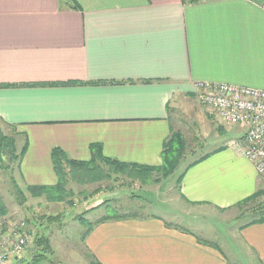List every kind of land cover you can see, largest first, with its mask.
<instances>
[{
    "label": "crops",
    "instance_id": "1",
    "mask_svg": "<svg viewBox=\"0 0 264 264\" xmlns=\"http://www.w3.org/2000/svg\"><path fill=\"white\" fill-rule=\"evenodd\" d=\"M75 1L80 8L65 6L69 0H0V120L34 144L14 177L24 187L56 183L53 147L89 160V145L98 143L105 157L158 169L164 143L197 109V80L264 89L261 0ZM227 143L195 145L196 156L180 159L167 177L154 171L150 182L178 213L230 209L264 183L240 145ZM24 208L6 212L24 215ZM128 212L81 231L77 248H62L66 264H264V219L213 236L178 217Z\"/></svg>",
    "mask_w": 264,
    "mask_h": 264
},
{
    "label": "rangeland",
    "instance_id": "2",
    "mask_svg": "<svg viewBox=\"0 0 264 264\" xmlns=\"http://www.w3.org/2000/svg\"><path fill=\"white\" fill-rule=\"evenodd\" d=\"M255 1L259 2L260 0ZM193 97L197 100L196 105L198 106L193 104V106H196L197 108L196 111L191 116L184 117L181 125L178 126V129L183 132L187 141L184 153L180 159L188 156L190 158L192 155L196 156L202 150L198 147L202 145L208 147L206 144L209 143L210 146H212L216 141L221 140L228 142V146L231 142L238 143L239 145L242 143L243 136L246 132V127L244 125L227 124L223 122L213 110L198 101L197 93L195 91ZM190 100L194 101L193 98ZM175 123H177V121L174 120V124ZM218 124L222 127L221 131L216 134ZM4 128L5 130L10 129H6V127ZM11 132L12 131H10V133ZM14 136L16 137V147L17 149H20L25 137L23 135H17V133L16 135L14 134ZM26 138L28 137L26 136ZM28 142L29 147L32 148L34 145L33 141L28 139ZM195 145L198 146L197 150L191 155L190 149L194 148ZM3 158L6 163L7 155H4ZM8 164L11 165V170L0 169V202L3 203L6 211L9 208H16V206H25L26 209L24 208V215H21V213L7 215L6 212L4 215L0 216V218H5L6 222H8L4 234L12 235L11 231L17 228L21 222L24 223L25 230H29L33 234L32 239L28 242L24 252L30 247L31 249L29 250V253L32 254L36 249H39L35 242V237L39 236V234L34 232V228L40 231V233L42 232L51 240L47 257L55 264H66L65 261L67 260L66 257H64L65 251H63V249L78 247V237L80 236L81 231L84 230V226L81 225L79 220L74 216L85 209H88L89 212L97 209H93V207L107 199V205H104L100 210L92 213V217L86 216V219L92 224L94 223V216L97 217L100 211L105 214L107 213L106 215H111L114 211L128 215V211L142 210L144 213L163 214L170 218L178 217L183 222L191 224L192 226L194 225L198 231L199 229H206L208 233H212L214 236L220 232H223L224 234V231L231 224L236 225L241 221L250 220L254 216H259L258 212H253V208L250 207L253 203L244 206L236 204L225 211L208 210L202 213L201 211H198L196 214L191 215L178 213L177 203L167 200L159 185L152 182V178L156 174L154 171L150 174H145L144 176H140L133 171H128V174H117L111 171L109 172L106 166L99 162H96L92 166L93 169L90 168L89 170L84 171V173L89 172V177H95L97 173H104L102 174L104 175L102 176L103 178H100L101 180L79 183L76 179H69L68 188L71 190V198L72 201H74V206H69L64 202L48 201L44 195L33 194L29 188L24 187V185H20L19 183L16 185L18 189L22 191V195L18 198L15 188L10 180L11 175H14L18 180L17 162H8ZM156 171L158 170L156 169ZM150 180L152 181L150 182ZM140 181L145 183V185L140 184ZM100 187L101 191L98 190ZM28 197L34 198V201L39 200V202H41L36 205H30ZM91 198H93V200ZM260 200H264V197H260ZM46 204L49 205L46 206ZM29 208L31 209V215L26 213L27 210L30 211ZM41 215H56V217L55 220L49 222L46 219H41ZM32 227L33 230H31ZM22 255L15 257L16 262L20 260ZM25 255L27 256L28 252ZM72 255H74V257L80 256L75 254Z\"/></svg>",
    "mask_w": 264,
    "mask_h": 264
},
{
    "label": "trees",
    "instance_id": "3",
    "mask_svg": "<svg viewBox=\"0 0 264 264\" xmlns=\"http://www.w3.org/2000/svg\"><path fill=\"white\" fill-rule=\"evenodd\" d=\"M191 1H199V0H191ZM67 7L70 8H80L75 0H69L66 2ZM8 125L0 120V169H8L11 170V165L8 162L12 163L14 161L17 162V166L24 155L27 146L28 140L25 134H22L25 139L20 147L17 149L16 147V130L13 127L9 130H5L4 127ZM10 131H12L10 133ZM186 147V141L183 137V134L180 131H173L171 136L167 139L164 143L161 158L162 164L157 169L158 173L162 177H167L169 174L173 172L175 167L177 166L182 154L184 153ZM91 157L89 160H76L71 159L68 155L59 147H53L50 151V156L54 168V172L57 176V181L53 185H34L29 186V190L33 194H40L44 195L48 201L54 202H64L69 206H74V201L71 198V190L68 188V181L70 178L76 179L79 183L90 182L92 180H101L103 178L102 174L104 173H97L95 177H89V172L84 173V171L89 170L90 168L93 169V165L96 162H99L106 166L108 171L114 173H122L128 174V171L132 172H140L137 173L140 176H144L145 174H150L153 171H156V168L153 167H141L132 163H125L122 161H118L113 158L105 157L101 152V146L98 143H91L89 145ZM7 155V162H4L3 156ZM85 174V175H84ZM134 174V173H133ZM106 175V174H105ZM136 175V174H134ZM14 175L10 176L11 183L13 184L15 191L18 195V198L22 195V191L18 189L17 183L15 182ZM98 178V179H97ZM161 178V177H160ZM146 182V181H144ZM133 196V195H132ZM260 197H264V187L256 190L251 195L245 197L237 204L241 205H248L251 204L252 211L257 213L258 217H252L249 222L257 221L264 219V200H260ZM108 199L104 200L103 202L99 203L98 205L94 206L93 209L98 208L103 205H107ZM263 202V203H262ZM88 209L81 211L80 213L76 214L74 217L77 218L81 225L84 226L83 236L86 235L94 223L104 221L111 218H120L124 217V214L114 211L111 215H104L97 219L93 224L86 219V214L88 213ZM6 213V208L2 202H0V216ZM133 214L132 212H128V215ZM56 215H42L40 218L46 219L47 221L55 220ZM36 245L39 249H36L26 260H23L20 264H41L42 261L48 259L47 252L50 249L49 239L44 236H36L35 237ZM15 260V259H14ZM89 264H100L96 260L90 261Z\"/></svg>",
    "mask_w": 264,
    "mask_h": 264
},
{
    "label": "built area",
    "instance_id": "4",
    "mask_svg": "<svg viewBox=\"0 0 264 264\" xmlns=\"http://www.w3.org/2000/svg\"><path fill=\"white\" fill-rule=\"evenodd\" d=\"M260 7L264 10V0ZM194 88L198 101L213 110L223 122L246 127L239 153L253 163L264 183V89L210 80H197ZM23 224L13 229L12 235H6L8 222L0 218V264L12 263L32 239L33 234L25 230Z\"/></svg>",
    "mask_w": 264,
    "mask_h": 264
}]
</instances>
